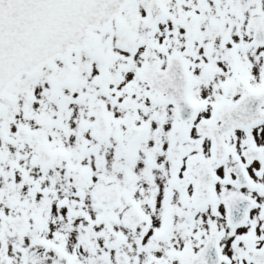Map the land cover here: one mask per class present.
Listing matches in <instances>:
<instances>
[{"label": "snow or ice", "instance_id": "6c2138e0", "mask_svg": "<svg viewBox=\"0 0 264 264\" xmlns=\"http://www.w3.org/2000/svg\"><path fill=\"white\" fill-rule=\"evenodd\" d=\"M0 264H264V0H0Z\"/></svg>", "mask_w": 264, "mask_h": 264}]
</instances>
